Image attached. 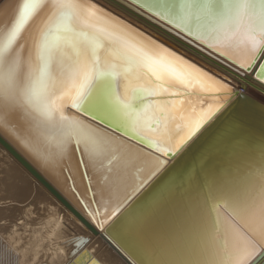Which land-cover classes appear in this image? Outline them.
<instances>
[{"label": "snow or ice", "instance_id": "snow-or-ice-1", "mask_svg": "<svg viewBox=\"0 0 264 264\" xmlns=\"http://www.w3.org/2000/svg\"><path fill=\"white\" fill-rule=\"evenodd\" d=\"M143 6L209 45L246 38L255 49L256 33L264 35V0ZM42 12L47 18L29 31ZM101 16L88 0H17L10 8L0 0V131L50 168L79 152L97 178L92 201L106 209L103 224L128 234L138 264H264V138L258 147L239 139L251 155L226 176L207 168L194 198L186 195L193 173L166 167L224 107H204L203 94L226 104L233 90L214 79L205 85L178 67L184 61L170 49L137 42L119 21L103 27ZM254 70L264 80V63ZM193 96L201 97L199 111ZM66 106L105 127L66 115ZM164 203L174 210L166 230L135 226L139 208ZM86 258L82 252L74 264Z\"/></svg>", "mask_w": 264, "mask_h": 264}, {"label": "bare ground", "instance_id": "bare-ground-1", "mask_svg": "<svg viewBox=\"0 0 264 264\" xmlns=\"http://www.w3.org/2000/svg\"><path fill=\"white\" fill-rule=\"evenodd\" d=\"M115 1L120 3L125 8L133 11L135 14H129L127 11L125 12L120 9L116 3L110 0H88L89 3L95 4L101 11L102 16L99 22L101 26L110 27L111 22L113 21V19L112 21L107 20V13L102 7H100L102 5L109 11H114L119 14L120 17L115 16L122 23L129 22L130 24H127L131 25L132 28H137L136 30H139V32L147 31L150 36L158 40L160 43L167 45L171 49H173L174 46L178 48L177 50H179L178 52L181 54L184 52L194 56L191 49L200 51V53L206 57L200 55V59L197 58V60H199L200 63L205 65L207 68L215 70V72H219L216 67L210 63V60L208 59L210 58L222 63L235 73L242 76H250L249 82L251 84L264 86V80H258L253 77V70L258 64L260 54H262L258 51V48L264 46V35L256 33L255 39L260 42V45H258L255 49L253 48L251 41L246 38H240L238 42L229 41V46L227 47L221 43H213L209 45L205 43L203 39H196L192 35H189L183 28L177 27L175 24L170 23L168 20L156 15L153 11H150L148 8L143 6L144 4L150 3L151 0ZM4 2L5 7L10 8L17 2V0H4ZM46 18L47 13L42 12L40 16H38L35 20H32L28 25H26V27L29 31H32L38 23L42 22ZM116 18L114 21H118ZM121 22L120 24H122ZM148 23L154 24L155 26L161 28L164 32L157 30L156 28L154 29L153 26ZM130 34L137 40V42L145 44L148 47H155L157 45L162 46L155 40L149 39V37L146 39L138 35L142 38L139 39L131 32ZM168 34L183 41V43L191 49L188 50L183 45L181 46L176 43V41ZM182 60L184 61V64L178 66L181 70L191 72L194 77H198L205 83V85H211L212 79H215L213 76L211 77L210 75L205 74L201 70L197 69L193 64L184 59ZM250 61H255L254 69L252 71H247L244 66L249 64ZM221 74H223V72H221ZM224 74L227 75L226 73ZM215 81L218 80L216 79ZM243 92L246 94L252 92L264 99V95L256 90H253L249 85L246 86ZM206 94L208 95V93ZM206 94H203V98L206 100L204 107H207L209 104L214 105L215 103L223 104L224 101L222 98L216 99L214 96L206 97ZM200 98L201 97L199 96L189 98L192 100L196 111H199L200 109V104L198 102ZM64 103L67 105V100H65ZM4 134L9 137L14 144H16V147L25 156L31 166L50 184V186L56 190V192L64 200H66L71 207L75 209L82 219L88 222L92 229L95 230V233L91 232L76 215H74L67 207L63 206L54 197V195H52L38 181L30 176V174H28L22 166L14 161L11 156L6 153V151L0 148V152L2 153V156L0 155V209L2 207H7L6 203H8V201L10 203L9 206L15 204H27L31 202V204L40 203L39 207H45L41 208L45 212V218H42V223H39L41 227L37 226L42 228V231L45 232V238H43L44 242L40 247V243L30 241V235L27 234V237L25 232L27 227L31 224L28 223V220L31 221L30 218L33 214L39 212L35 209L38 208V206L34 209L27 208L25 206L27 208L24 211L25 215H21L22 218L19 220L17 219V221L14 224L12 223L9 227V224H7L8 222H6L8 219H3L2 212H0V264H62L66 260L65 258H67V255L71 252V258L63 263L68 264L83 249L86 250L89 255L94 257L100 264H104L102 261L106 262V264H127L108 245V243L102 239L100 232H98L95 227V221H97L98 218L103 220L106 219V209L100 208L98 210L97 205L92 201V193L95 191L97 178L92 174L89 168L86 167V161L83 157H81L80 153H71L65 158L62 166L50 168L33 158V156L30 155L15 139L11 138L6 133ZM232 169L233 167L231 170ZM23 185L26 187L29 186V197L26 198V200L16 202L11 197V190H16L19 186ZM190 190L192 191V188H186V195L189 194ZM33 195H35V197L34 199H31ZM22 213L23 212L20 214ZM173 218L174 210L172 205L164 203L159 207L139 208L135 214L134 223L136 225L139 223L144 224V229L148 232H161L166 230L172 224ZM32 221H34V219H32ZM18 230H21V233H19ZM118 234H120V232H118ZM88 244L89 246H87ZM73 245H79V247L76 248ZM92 250H97L102 259L95 257L92 254Z\"/></svg>", "mask_w": 264, "mask_h": 264}, {"label": "water", "instance_id": "water-1", "mask_svg": "<svg viewBox=\"0 0 264 264\" xmlns=\"http://www.w3.org/2000/svg\"><path fill=\"white\" fill-rule=\"evenodd\" d=\"M116 3L120 9L124 10L127 13H133V11L125 8L120 3L115 0H110ZM102 7L107 13V20L113 21L116 16L120 17L116 12L109 11L106 7ZM116 15V16H115ZM138 16V15H137ZM139 17V16H138ZM120 21L118 18H116ZM121 22V21H120ZM122 23V22H121ZM126 23H122L124 26H128L130 32L137 36L139 39L144 37L147 39L155 40L158 44L162 45L164 49H170L171 52L175 53L180 58L188 61L193 64L197 69L201 70L205 74L210 75L215 78L214 80L223 81L228 84V86L233 90V94L228 102L224 104L222 110L217 114V118L209 125L207 128L199 135L192 143H190L185 150L180 153L178 156L174 158H167L168 165L166 167L169 168L171 173H185L191 172L194 175V179L189 186L192 188V191H189L187 196L196 197L198 194L202 195L201 187L204 179V171L211 167L214 172L220 174L221 176H226L231 168L236 167L245 162L247 157L251 155V153L244 148L238 146L237 141L241 138L247 141L249 146L258 147L259 142L262 138H264V99L259 95L250 92L246 94L243 90L246 86H250L253 90L264 95V86L251 84L249 82L250 76L240 75L228 69L222 63L210 59V63L216 67L219 72H215L210 68H207L205 65H202L198 59H200V51L189 48L183 41L179 40L173 35L168 34L172 39L176 41V43L183 45L188 50L194 54L192 57L190 54L179 53L175 46L173 49L168 47L167 45L160 43L158 40L154 39L150 34L145 32H139L136 30L137 28H132L131 25ZM153 26V28L163 31L161 28L155 26L152 23H148ZM164 32V31H163ZM140 35V36H138ZM145 40V39H143ZM146 41V40H145ZM177 51V52H176ZM199 56V57H196ZM205 55H203L204 57ZM206 57V56H205ZM260 59L258 60V64L256 68L260 67L261 63H264V53L260 54ZM223 72V74H221ZM226 73L227 75H225ZM230 74V76H229ZM253 77L257 78L256 71L253 70ZM260 80V79H258ZM264 82V81H263ZM264 84V83H263ZM215 97V94H206V97ZM65 114L69 116H78L81 119L88 121L89 123L96 124L99 127H105L99 121L93 120V118L88 117L80 112H77L76 109L71 108L70 106H66ZM109 131H113L112 129H108ZM116 135H120V133H115ZM135 143V141H132ZM0 147L6 151L11 158L16 161L20 166H22L30 176H32L36 181H38L45 189H47L54 197L65 207H67L74 215H76L79 220L93 233L95 230L82 219L78 213L75 211L73 207H71L66 200H64L57 192L54 190L50 184L31 166V164L27 161L25 156L19 151L16 147V144L12 142L9 137H7L3 131H0ZM206 149L210 150V158L208 161L201 160V153ZM230 169V170H229ZM86 210V208H85ZM103 219H97L95 221V227L100 232V236L102 239L108 243V245L127 263V264H138V260L141 258L139 251L132 248L129 244V236L125 232L109 231V225L103 224ZM144 224H135V226L141 231L151 234L154 232H148L144 229ZM82 252H86V250H82L77 256H75L68 264H74V261L77 257L80 256ZM88 257L91 259H84L81 264H100L94 257L89 255Z\"/></svg>", "mask_w": 264, "mask_h": 264}, {"label": "rangeland", "instance_id": "rangeland-1", "mask_svg": "<svg viewBox=\"0 0 264 264\" xmlns=\"http://www.w3.org/2000/svg\"><path fill=\"white\" fill-rule=\"evenodd\" d=\"M1 148V147H0ZM2 149V148H1ZM7 153V152H6ZM2 153L0 152V155H1ZM8 154V153H7ZM2 156V155H1ZM12 191V194H11V197L13 198V200L14 201H16V202H20L21 200H26V198H28L29 197V186H19L16 190H11ZM34 197H35V195H33L32 196V198L31 199H34ZM7 204V207H2L1 209H0V212H2V215H3V219H5V220H7L6 222H8L7 224H9L8 225V227L13 223H15L16 221H17V219L19 220L20 218H22V216L21 215H25V213H24V211H25V209H27V208H32V209H34L36 206H38V208H35V209H37V211H39L38 213H36V214H33V216L30 218V220L31 221H29L28 220V223L30 224V226L29 227H27V229L25 230V232H26V236L28 237V235H30V237H29V240L30 241H33V242H35L36 241V243H40L39 244V247L40 246H42L43 245V238H45V232L44 231H42V228H40L41 227V225L39 224V223H42L41 221H43L42 220V218H45V212L41 209V208H45V207H42V206H40L39 207V204L40 203H32L31 204V202H29V203H27V204H21V205H11V206H9V201H8V203H6ZM24 206V207H23ZM27 208H26V207ZM40 209V210H39ZM36 211V210H35ZM21 212H23L22 214H20ZM42 213V214H41ZM19 215H20V217H19ZM37 215V216H36ZM42 216H44V217H42ZM32 219H34V221H32ZM38 222V223H37ZM35 223V224H34ZM37 226H40V227H37ZM34 229H33V228ZM31 229V230H30ZM40 229H41V232H40ZM28 230V231H27ZM21 230H18V232L19 233H21L20 232ZM42 233V234H41ZM28 234V235H27ZM22 235V234H21ZM44 235V236H43ZM25 236V237H26ZM41 236H42V239H41ZM28 240V241H29ZM42 240V241H41ZM42 242V243H41ZM73 246H75V245H73ZM87 246H89V244L87 245ZM83 248V247H82ZM46 251H48V250H46ZM79 251V250H78ZM42 252V251H41ZM92 254L95 256V257H97L98 259H102L100 256H99V252L97 251V250H92ZM71 258V252L67 255V258H65L66 260L65 261H67L68 259H70ZM121 260V259H120ZM64 261V262H65ZM102 261V260H101ZM63 262V263H64ZM121 262L123 263V261L121 260ZM62 263V264H63ZM102 263H104V264H106V262H104V261H102Z\"/></svg>", "mask_w": 264, "mask_h": 264}]
</instances>
